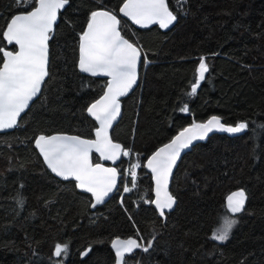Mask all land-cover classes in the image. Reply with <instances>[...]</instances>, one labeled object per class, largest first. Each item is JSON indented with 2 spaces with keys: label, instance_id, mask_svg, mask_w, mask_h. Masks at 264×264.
I'll list each match as a JSON object with an SVG mask.
<instances>
[{
  "label": "trees",
  "instance_id": "16d2710c",
  "mask_svg": "<svg viewBox=\"0 0 264 264\" xmlns=\"http://www.w3.org/2000/svg\"><path fill=\"white\" fill-rule=\"evenodd\" d=\"M123 1L70 0L59 10L41 93L13 130L0 133V264H113L109 244L116 237H135L142 245L125 256L126 264H264V0H167L177 14L168 28H135L119 17L121 35L142 58L138 84L120 99L121 116L110 135L139 158L136 187L122 192L120 183L91 208L89 194L45 168L34 146L38 135L93 138L97 124L86 109L107 79L78 70L79 39L92 11L118 14ZM35 4L0 0V48L15 50L4 28ZM201 57L209 71L189 95ZM184 105L189 111H180ZM211 116L248 128L213 133L182 155L169 186L176 204L163 219L149 203L144 161L177 131ZM116 169L124 171L123 160ZM237 188L246 193L245 210L235 215L226 241L210 239L229 214L225 196ZM57 244L67 245L59 257Z\"/></svg>",
  "mask_w": 264,
  "mask_h": 264
},
{
  "label": "snow or ice",
  "instance_id": "6c2138e0",
  "mask_svg": "<svg viewBox=\"0 0 264 264\" xmlns=\"http://www.w3.org/2000/svg\"><path fill=\"white\" fill-rule=\"evenodd\" d=\"M187 0H184L186 3ZM17 5L28 4L29 0H16ZM70 0H36L37 6L12 16L7 22L3 37L9 44L18 45V51L0 48L3 64L0 66V130L11 129L17 125V118L29 102L33 101L42 90L45 78L49 76L48 41L53 24L57 20L58 11L69 5ZM119 12L130 17L136 24L159 23L161 28H168L177 21V14L169 9L166 0H124ZM187 14V13H185ZM120 20L112 11L94 10L90 14L87 28L80 35L79 68L92 75L104 74L110 77L104 95L92 103L87 112L99 121L95 129V140L81 139L78 136H45L35 139V145L43 156L48 168L64 179L74 178L76 186L91 193L99 204L116 186L117 170L105 168L101 164L93 165L89 153L94 148L101 157L115 160L120 154L121 145L113 143L108 135L113 121L120 113L118 97L128 93L137 81V63L141 56L140 49L121 36ZM209 71L203 57L197 68L198 79L192 85L191 93L195 94L200 81L205 79ZM182 112L189 111L184 105ZM248 128L246 122H238L235 126L225 125L218 116H212L205 123H193L184 128L168 144L159 148L148 159L147 167L154 174L156 181V198L149 203L156 205L161 217L165 210L171 211L176 198L168 191V180L173 166L183 149L189 148L193 141L203 140L213 130L228 133H241ZM123 155H129L124 151ZM139 165H133V169ZM132 188L136 187L135 171H131ZM132 189L124 187V192ZM246 193L243 189L231 193L227 197V213L209 237L215 241H226L238 220L235 214L245 210ZM21 205L23 200L18 201ZM95 206V205H93ZM115 249L116 264H126L125 253H132L142 245L136 239L112 241ZM152 247L149 242L143 247L148 252ZM67 252V245L57 244L54 255L59 257ZM84 255L87 252L83 253Z\"/></svg>",
  "mask_w": 264,
  "mask_h": 264
},
{
  "label": "water",
  "instance_id": "95a60500",
  "mask_svg": "<svg viewBox=\"0 0 264 264\" xmlns=\"http://www.w3.org/2000/svg\"><path fill=\"white\" fill-rule=\"evenodd\" d=\"M123 3H124V1L121 3V5L119 6V8L122 6ZM166 3L168 4L167 0H166ZM35 6H37V4H35ZM35 6H34V7H35ZM34 7H33V8H34ZM101 9H103V10H107V9H104V8H101ZM30 10H32V9H30ZM30 10H29V11H30ZM97 10H99V9H97ZM107 11H109V10H107ZM20 13H23V12H20ZM20 13H16V14H20ZM58 13H59V11H58ZM16 14H14V15H16ZM14 15H12V16H14ZM116 15H117V18H119V17L123 18V19L126 20V21H127L132 27H135V28H146V27H149V26H151V25H153V24H157V25L159 26V23H158V22H157V23H152V24H147L146 26H143V25H140V24H136V23H135L130 17H126V16H124L122 13H120V12H119V9H118V14H116ZM12 16L10 17V19L8 20V22L11 20ZM57 18H58V16H57ZM89 19H90V18H89ZM55 22H56V21H55ZM55 22H54V24H55ZM54 24H53V26H54ZM6 26H7V24H6ZM6 26H5L4 30H6ZM159 27H160V26H159ZM86 28H87V25H86V27L84 28L83 31H85ZM121 36H122V35H121ZM3 38H4V37H3ZM125 39H126V38H125ZM4 40L6 41L7 45H12V46L15 47V50H14V51H13V50H10V49H6V50H8V51H13V52L19 50V46H18V45H14V43H13V44H9L5 38H4ZM129 42H130V41H129ZM131 43H132V42H131ZM79 44H80V39H79ZM137 47H138V46H137ZM138 48H139V47H138ZM48 49H49V44H48ZM139 49H140V48H139ZM140 51H141V50H140ZM141 58H142V53H141L140 59L138 60V63H137V81H136V83L132 86V88L128 91V93H129V92H130V91H131V90H132V89L138 84V81H139V78H140ZM2 64H3V60H2L0 66H2ZM48 64H49V51H48ZM77 67H78V70H79L81 73H83V74L90 75V76H93V77L106 78V79H107V83H108V81L110 80V77H108L107 75H104V74L92 75L91 73L82 72V71L80 70V68H79V54H78ZM47 70H48V65H47ZM45 79H46V78H45ZM107 83H106V85H105V88H104L103 93H102L97 99H95L93 102H91V103L88 105V107H89L92 103H94L96 100H98L101 96L104 95V92L106 91V88H107ZM42 86H43V84H42ZM128 93H127V94H128ZM39 94H40V93H39ZM39 94H38V96H39ZM127 94L118 97L119 103H120V99L123 98L124 96H126ZM38 96H37V97H38ZM37 97H34V98H33V101H34ZM33 101H30V102H29V106L31 105V103H32ZM88 107H87V108H88ZM27 109H28V108H27ZM27 109H25V111L21 113L20 117L26 112ZM121 112H122V109H121V104H120V113H119V115L117 116L116 120L113 121L111 128L108 129V135H109L110 139H111L110 131H111V129L113 128V126L118 122V120H119V118H120V116H121ZM86 113L88 114V116H90V117L96 122V124H97L96 128H98V127L100 126V125H99V121L95 120V118L92 117V116L87 112V109H86ZM20 117L17 118V121H19ZM211 117H212V116H211ZM211 117H209V118H207L206 120L201 121V122H199V123H205V122H207ZM17 124H18V122H17ZM191 125H192V124H191ZM191 125H187V126H185L184 128H186V127H190ZM225 125H226V124H225ZM16 126H17V125H16ZM16 126H14V127L11 128V129L0 130V133H2V132H7V131H11V130H13ZM96 128H95V129H96ZM184 128H182V129H180L179 131H177V132L171 137V139H169L167 142H165L164 144L158 146V147H157V148H156V149H155V150H154V151H153V152H152V153H151V154L145 159V161H144V164H143L144 169H145L146 172L150 175L151 182H152V195H153L152 201L155 200V198H156V192H155V189H156V181H155V177H154V174H153L152 170H151L150 168L147 167L148 159H149V158L153 155V153H155L159 148L163 147L165 144H168V143H169L174 137H176V136H177V135H178V134H179ZM213 133H221V134H228V135H231V134H238V133H228V132H226V131L213 130L212 132L208 133V135H207L206 137H208L209 135H211V134H213ZM59 135L78 136V135H75V134H67V133H53V134L46 135V136H59ZM38 136H40V135H38ZM38 136H37V137H38ZM37 137H36V138H37ZM78 137H80L81 139H86V140H95V139H96L95 130H94V133H93V138H84V137H81V136H78ZM206 137H205V138H206ZM36 138H35V139H36ZM205 138H204V139H205ZM204 139H203V140H204ZM111 140H112V139H111ZM203 140H199V139H198V140H195V141H193L192 145H191L189 148H187V149H183V150L181 151V154H180V156L178 157L176 164L173 166L172 173H171V175L169 176V180H168V191H169V186H170V182H171V178H172L173 172H174V170H175V168H176V166H177V164H178L180 158L182 157V155L185 154L186 152H188V151L192 148V146H194L196 143L201 142V141H203ZM112 142H113V143H117V142H114L113 140H112ZM118 144H119V143H118ZM34 146H35V148H36L38 154L40 155V157H41V159H42V162H43L45 168H46V169H47V170H48V171H49L54 177H56V178H58V179H61V180H72V181L75 182V185H76L77 182L74 180V178L64 179V178H62V177L57 176L55 173H53V172L51 171V169L48 168L46 162H45L44 159H43V156L40 154L39 149L36 147V145H35V140H34ZM122 150H123V149H122V146H121L120 154L118 155V157H117L115 160H108V159H105V158L101 157L100 153L97 152V151L93 148V149L91 150V152L89 153V159H90V162H91L93 165H95V164H101V165H103V167H105V168H115V169H116V165L121 161V158H122ZM93 155H95V156H97V157L99 158V161H98V162H93ZM116 170H117V169H116ZM117 173H118V171H117ZM118 186H119V176L117 175V178H116V186H115V187L113 188V190L109 193V195L106 196V197L104 198L103 202H101V203H99V204L96 203L95 197H94L91 193H89V192H87V191H85V190H83V189H80V188H78L77 186H76V188H77L78 191L83 192V193H86V194H89V195L91 196V208H93V207H95V206H99V205L103 204L104 202H106V201H107V200H108V199L114 194V192L116 191V189L118 188ZM240 189H241V188H237V189H235V190H232L231 192H229V193L225 196V198H224V207H225V209H226L227 197H228L231 193L236 192V191H238V190H240ZM93 205H95V206H93ZM151 205L153 206V208H154V209L157 211V213L159 214V211H158V209L156 208V205L153 204V203H151ZM167 211H169V210L166 209L165 212H167ZM226 211H227V209H226ZM229 214L232 215L231 213H229ZM238 214H239V213H238ZM235 215H237V214H235ZM162 218L164 219V217H162ZM116 238H119V239H121V240H127V239H129V238L136 239L135 237H127V238L116 237ZM116 238H113V239L110 241V244H109V247H110V249L112 250V252H113V254H114V258H115L113 264H116V255H115V249L112 247V241L115 240ZM136 240H137V239H136ZM137 242H138V240H137ZM135 250H136V249H134L133 252H134ZM86 251H87V250H85L83 253H85ZM83 253H82V256L84 255ZM128 254H130V253H125V256L128 255Z\"/></svg>",
  "mask_w": 264,
  "mask_h": 264
},
{
  "label": "rangeland",
  "instance_id": "374dc122",
  "mask_svg": "<svg viewBox=\"0 0 264 264\" xmlns=\"http://www.w3.org/2000/svg\"><path fill=\"white\" fill-rule=\"evenodd\" d=\"M123 159H124L123 160L124 161V171L120 172L121 176L119 177V182L122 185V190H124L125 186H127L128 188H132V176L130 173L131 171L134 170L136 173V177H137V171L141 163L139 158L135 154L131 155L130 152H129V155L127 156L123 155ZM133 165H139V166L133 169Z\"/></svg>",
  "mask_w": 264,
  "mask_h": 264
},
{
  "label": "built area",
  "instance_id": "2783aa9c",
  "mask_svg": "<svg viewBox=\"0 0 264 264\" xmlns=\"http://www.w3.org/2000/svg\"><path fill=\"white\" fill-rule=\"evenodd\" d=\"M124 151H126V149L124 150ZM127 151H129V150H127ZM130 152V151H129ZM121 176V174H119V177Z\"/></svg>",
  "mask_w": 264,
  "mask_h": 264
}]
</instances>
